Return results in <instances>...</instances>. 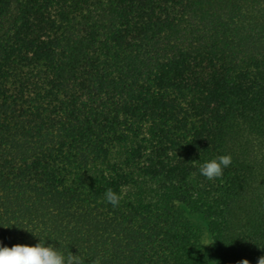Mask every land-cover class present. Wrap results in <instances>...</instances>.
Segmentation results:
<instances>
[{
	"label": "trees",
	"instance_id": "16d2710c",
	"mask_svg": "<svg viewBox=\"0 0 264 264\" xmlns=\"http://www.w3.org/2000/svg\"><path fill=\"white\" fill-rule=\"evenodd\" d=\"M39 238L85 264H258L264 0H0V241Z\"/></svg>",
	"mask_w": 264,
	"mask_h": 264
},
{
	"label": "clouds",
	"instance_id": "9594fccd",
	"mask_svg": "<svg viewBox=\"0 0 264 264\" xmlns=\"http://www.w3.org/2000/svg\"><path fill=\"white\" fill-rule=\"evenodd\" d=\"M232 164L231 155H220L218 157L204 160L199 166V174L208 180L219 179L223 176L224 169ZM123 196V189L117 193L107 189L104 193V201L113 207L119 205ZM31 233V232H30ZM210 245L206 241L204 246ZM0 264H85L79 255L65 254L53 244L46 243L39 238L35 245L16 244L12 247L5 246L0 241ZM239 264H249L248 260H241ZM258 264H264V256L258 260Z\"/></svg>",
	"mask_w": 264,
	"mask_h": 264
},
{
	"label": "rangeland",
	"instance_id": "374dc122",
	"mask_svg": "<svg viewBox=\"0 0 264 264\" xmlns=\"http://www.w3.org/2000/svg\"><path fill=\"white\" fill-rule=\"evenodd\" d=\"M192 218L200 227V230L202 233V244H203V246H204V242L206 241L210 245H206L205 248L212 249V247H213L212 235L208 230V223L205 220L204 216L193 215Z\"/></svg>",
	"mask_w": 264,
	"mask_h": 264
}]
</instances>
